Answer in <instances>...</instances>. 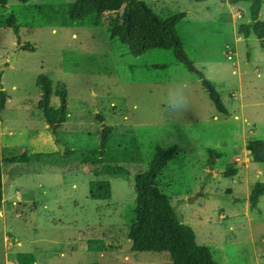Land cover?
<instances>
[{"label":"rangeland","instance_id":"374dc122","mask_svg":"<svg viewBox=\"0 0 264 264\" xmlns=\"http://www.w3.org/2000/svg\"><path fill=\"white\" fill-rule=\"evenodd\" d=\"M74 1L8 0L0 7V155L96 149L101 116L112 128L110 149L135 137L142 161L124 164L126 176L100 178L78 163H2L0 264H25L21 254H32V264L168 262V253L132 252L127 238L136 219L135 176L157 146L177 148L156 182L196 242L217 264H264V196L256 209L249 203L253 185L264 183V163L246 148L264 141V48L238 33L250 22L249 3L141 0L161 21L184 13L176 26L183 50L221 96L224 116L172 50L133 56L110 38L104 16L70 20ZM40 75L52 81L54 109L55 90H67V118L56 134L38 108ZM174 92L184 98L178 109L169 103ZM232 168L238 173L226 175ZM100 179L110 183L107 200L90 198V182Z\"/></svg>","mask_w":264,"mask_h":264},{"label":"trees","instance_id":"16d2710c","mask_svg":"<svg viewBox=\"0 0 264 264\" xmlns=\"http://www.w3.org/2000/svg\"><path fill=\"white\" fill-rule=\"evenodd\" d=\"M18 1L26 3L28 0ZM263 1L228 0L231 4L249 3L250 22L240 24L238 33L245 39L252 35L255 36L262 48H264V22L260 20V12ZM7 4L8 0H0V7L3 8ZM94 12L105 17L110 38L117 39L126 45L130 54L135 57L141 56L151 49L172 50L177 61L201 79L217 112L224 116L229 115L219 93L183 50L176 26L184 19V13H178L161 21L141 0H75L69 11V18L76 21ZM7 23L19 39V27L14 24L13 18H10ZM21 48L34 51V48L29 44H25ZM36 83L42 91L38 108L43 112L48 126L56 134L61 125L66 122L67 90L64 85L55 90L56 96L60 99V107L54 109L50 106L53 92L52 81L47 76L40 75ZM5 102L6 96L3 91H0V113L5 107ZM97 119L102 124V129L96 149H67L63 154L61 152L23 153L6 158H2L0 155V208L3 203L2 163L25 165L55 163L61 166L78 163L87 167L96 178L128 175V171L123 165L142 161L138 140L135 137H130L124 149H110L109 141L112 128L104 124L103 117L97 116ZM246 148L254 162L264 163V141H249ZM176 153V147L157 146L148 167L135 176L136 219L127 236L132 243L131 251L134 253H168L170 260L163 264H217L211 250L196 242L194 231L181 221L171 205L170 198L161 191L156 182ZM237 173L238 169L232 168L226 175ZM89 191L90 198L95 200H107L111 197L110 183L107 179L91 181ZM262 196H264V183L257 182L253 185L249 195L251 209L258 207ZM20 258L25 264H32L35 260L32 254H21Z\"/></svg>","mask_w":264,"mask_h":264},{"label":"clouds","instance_id":"9594fccd","mask_svg":"<svg viewBox=\"0 0 264 264\" xmlns=\"http://www.w3.org/2000/svg\"><path fill=\"white\" fill-rule=\"evenodd\" d=\"M169 103L172 108H180L183 106L184 98L183 95L179 92H174L170 94Z\"/></svg>","mask_w":264,"mask_h":264},{"label":"water","instance_id":"95a60500","mask_svg":"<svg viewBox=\"0 0 264 264\" xmlns=\"http://www.w3.org/2000/svg\"><path fill=\"white\" fill-rule=\"evenodd\" d=\"M0 91H1V87H0ZM50 129H51L52 133H54V130L52 128H50ZM54 138L56 139L55 135H54ZM64 148H65L64 145H60V151L62 154L64 153Z\"/></svg>","mask_w":264,"mask_h":264},{"label":"crops","instance_id":"0c3cea01","mask_svg":"<svg viewBox=\"0 0 264 264\" xmlns=\"http://www.w3.org/2000/svg\"><path fill=\"white\" fill-rule=\"evenodd\" d=\"M34 258H35V257H34ZM35 261H36V260H34V263H36Z\"/></svg>","mask_w":264,"mask_h":264}]
</instances>
